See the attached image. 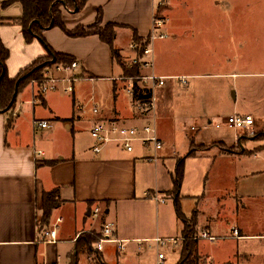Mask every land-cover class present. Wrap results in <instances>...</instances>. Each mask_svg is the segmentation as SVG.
<instances>
[{"label":"crops","instance_id":"1","mask_svg":"<svg viewBox=\"0 0 264 264\" xmlns=\"http://www.w3.org/2000/svg\"><path fill=\"white\" fill-rule=\"evenodd\" d=\"M155 1L88 0L79 12L63 8L62 18L70 30L79 25L91 26L101 9L103 25L116 23L119 26L114 47L123 58L135 53L130 48L135 35L147 38L150 34L158 7L155 8ZM215 4L218 1L215 0ZM22 14L20 2H14L0 12L3 18L0 36L10 52L6 64L11 78L48 53L39 39L27 42L22 26L11 22ZM201 15L225 21L214 23L212 28L220 38L223 29L231 30L228 20L235 14L213 11ZM190 17L185 18L184 25V41L187 44L194 43L197 36V32L188 26ZM204 26L205 22L198 24L199 28ZM251 26L249 24V28ZM181 29L176 24L170 27V38L177 44ZM121 35L126 36L128 46L121 43ZM44 36L54 51L79 61L75 74L88 79L76 81L72 94L59 90L39 98L36 87L30 82L19 90L9 111H0V264H69L76 253L78 236L93 230L101 233L106 222L116 225L115 236L124 239L126 247L122 250L117 243L106 242L103 249L98 250L95 244L98 252L93 255L95 259L108 264H141L140 255L146 242H154L156 237L184 236L187 228L176 210L178 226L175 235H134L128 231L135 221L132 214L143 215L150 201L157 204V212L159 205L169 200L176 208V198L187 218H191L194 209L197 210L196 225L190 233L205 229L215 236V240H197L196 250L200 256L213 259L211 264H264V147L252 152L224 150L225 147L243 145L237 134L231 132L235 129L226 125L230 115H252L255 126L264 125V116L253 115L250 111L239 112V89L234 90L232 109L228 115L211 112L204 104L199 106L196 99L200 94L196 88L200 87L202 77L211 74L207 70L210 61L202 58L195 60L188 49L185 62L179 68L175 67L176 70L165 73H161L163 71L158 67L154 70L157 75H185L186 83L172 79L176 82H172L168 95L158 86L155 108L142 115L137 111L139 103L133 96V88L135 84L145 89L148 86L133 80L131 86L119 87V77L124 73L122 65L116 60L111 46L99 35L72 37L60 27H53L47 29ZM201 42L203 46V39ZM227 44L229 46L225 48L221 61L211 62V66L222 70L216 75L234 79L240 73L233 67L241 63L250 68L255 63L247 56L252 43L246 38L231 36ZM241 44L245 47V54L239 52ZM235 51L237 53H233ZM179 56L178 47H171L170 63L173 66L178 65ZM156 58L154 47L155 62ZM50 68L54 70V66ZM85 91L101 103L98 115L93 111L85 112L86 101L80 98ZM195 104L196 110L193 109ZM180 108L191 111L187 114L191 131L206 130L208 133L204 138L198 134L197 139L196 136H188L190 140L183 154L175 148L169 153L151 151L140 143L132 151L115 144L106 145L99 153L93 150L94 140L90 131L99 119H115L123 124L141 126L161 119L171 121L179 115L177 111ZM10 120L12 122L8 126ZM37 120H48L51 127L37 129L34 125ZM218 123L220 126H217ZM183 125L186 126L185 123ZM159 135L164 145L160 132ZM253 143V140H248L246 147H256L252 146ZM179 159L184 160V177L179 196L171 197L168 193L175 189ZM191 162L196 164L198 171L202 168L197 181L200 191L183 189ZM55 188L59 189L61 204L43 221V193ZM154 196L164 197L165 202L157 201ZM184 202L189 203L186 210L182 206ZM96 206L100 208L97 217L92 214ZM101 206L106 209L103 211ZM58 217H62L63 221L58 226L57 241L44 243L41 231L51 226ZM233 228H237V236L233 235ZM122 229L126 233H122ZM184 242L176 246L180 247V252ZM85 252L88 251L84 249L78 254L79 262ZM152 260L156 262V255Z\"/></svg>","mask_w":264,"mask_h":264},{"label":"rangeland","instance_id":"2","mask_svg":"<svg viewBox=\"0 0 264 264\" xmlns=\"http://www.w3.org/2000/svg\"><path fill=\"white\" fill-rule=\"evenodd\" d=\"M216 1H218L217 5L215 4V0H162L160 1V6H158L159 0L155 1V8L158 6L155 14L158 17L165 19L167 28L170 30L172 24H176L180 29L182 28V31L178 36L180 38V42L178 44L176 41L173 42L171 40V32L169 37L163 39L158 38L155 43H153L157 55L156 62L153 68L141 67L142 76H147L151 74V72L154 73L155 67L161 69V71H163L161 73L170 72L174 70L175 67L179 68L181 66L180 64L185 62L184 59L189 52V49L191 57L195 58V60L198 58H202L210 61V66L207 70L210 71L211 74L202 77V79L200 80V87L197 86L198 88H196L197 93L200 94L196 99V103L199 104V106H203L204 104V107L211 112L228 115L229 111L232 109L233 101H231V99L234 100V90L236 91L238 88L240 93V98L238 100L239 112L242 113L250 111L253 113V115L264 116V0ZM213 11H231L235 14L232 19L228 20L229 22L227 21L228 23H231V30L227 28L223 29V35L220 38L218 34L213 33L212 28L214 23H224L225 21L223 19H215L213 17L205 18L203 15H201L202 13ZM188 15H191L188 26L192 28L191 30H195L197 32V36H195L194 38V43L191 42L190 44H187V42L184 41L186 37L184 28L185 18ZM201 22H205L204 28L198 27V24ZM249 24H252L251 28H249ZM101 27L104 28L105 25L101 24ZM231 36H235L241 39L244 38V40L245 38L246 40H250L252 46L247 56L249 60L251 59L255 62L250 68H248L249 66L244 67V65L241 63L240 66L233 67L234 70L240 73L234 79L227 76L223 77L221 75H216L217 71L221 72L222 70L218 68L215 69L213 66H211V62L217 63L221 61V57L224 53L225 48L229 46V44L227 43ZM201 39H203V46ZM120 40L121 43L125 46L129 45V42L126 39L125 35H121ZM174 46L178 47V49L180 50V60L178 59L179 63L177 66H173L170 63V49ZM238 49L240 50V53L245 54V47L243 44L239 45ZM233 53H237V51ZM134 55L135 53H133L131 56H125L122 58L119 54L116 60H119L120 62L122 61L126 64V66H129ZM43 73L44 72L37 74L35 78H32L29 81V83L33 80L40 81L44 77ZM173 74L175 75V73H167V75ZM167 75L160 74L159 76ZM129 77L130 76H127L125 73H122L118 81L119 87H122L123 85L131 86L132 80ZM136 81H139L140 84H144L147 86L150 85V83H145L143 79H138ZM174 81L175 80L172 79H166L165 85L160 86L162 87L161 91L164 89L165 91H167L168 95L170 86H172V82ZM157 89L158 86L154 88L156 98L158 94ZM82 96L83 97L80 98L86 101L84 103L85 112H92L95 104H97L99 109H101V103L99 101L96 102L93 98H91L92 95L89 91L83 92ZM196 107L197 106L195 104L193 109L195 108L194 110H196ZM198 109H200V107ZM137 111L142 115H147L151 112V110L147 109L142 110L140 106ZM177 112H179V115L174 119H171V121H165L161 119L157 122L156 120V127L162 134L165 141L163 148L160 151H163L165 153H169L175 148L180 154H183L187 149V142L189 143L190 140L188 136H196V134L203 138L205 137L204 135L208 136L206 130L196 133L188 128L191 125L190 121L187 119V117H189L187 116V114L191 113L189 108H180ZM152 121H155V119H152ZM152 123L156 124L155 122ZM183 123H185L186 126H181ZM178 128L179 130H177ZM231 132L237 134V138L243 141V145L232 148L225 147L224 150L226 152H252V150L257 151V149H262L264 147V125L255 126L254 124V126L249 129L232 130ZM198 135L196 136V139L199 137ZM248 140H253L254 145L252 146L256 147H246ZM199 147L202 148L201 146ZM253 148H255V150ZM150 149L151 151L155 150L153 147H150ZM192 164L193 162H191L189 165V173H187L186 175L183 189H198L200 191L201 188L197 186V181L200 177L202 168L200 167V171H198L196 164ZM168 194H171V197L176 196L174 190H172ZM188 204V202H184L182 204L184 210H186V206ZM159 206L160 207L157 212V204L155 203V201H150L148 203V208L143 215L139 213L138 216L132 214L131 217L135 218V221L133 223L134 225H132V228L128 229V231L134 235H140L142 237L175 235V233H177L178 218L176 216V208L173 204V201L169 200L165 204L161 203ZM101 209L104 211L106 207L101 206ZM122 231V233H126L124 229H122ZM204 244L209 243H202V245ZM171 249L168 247H164V250L167 252L168 256V261H166L165 264H176V262L178 261L180 247ZM156 254V243L151 241L146 242V247L142 249L140 255L141 264H155V260L153 261L152 257H155ZM212 261L214 260H204V262H206L207 264H211ZM79 264L108 263L104 262L103 260H97L91 253L85 252L83 256H81Z\"/></svg>","mask_w":264,"mask_h":264},{"label":"trees","instance_id":"3","mask_svg":"<svg viewBox=\"0 0 264 264\" xmlns=\"http://www.w3.org/2000/svg\"><path fill=\"white\" fill-rule=\"evenodd\" d=\"M88 0H4L0 2V12L14 2H20L23 6V14L18 18H13L12 23H16L22 26L23 35L27 42H31L33 39H39L45 48L47 49V55L38 57L32 64L24 68L19 72L15 78H11L8 75L6 61L9 57V49L3 43L0 36V111H9L15 104L17 94L19 90L27 85L32 78H35L37 74L45 71L54 66L55 64H69L74 58L67 54L58 53L51 48L47 43L44 32L47 29L53 27H60L66 34L72 37H83L92 34H97L102 41L109 44L112 48L114 56H119L118 50L114 47V43L117 37L116 23H107L105 27H101L103 21L102 10L99 9L97 20L91 26L79 25L76 28L70 30L66 27L62 18V9L66 8L71 11L79 12L86 5ZM3 18L0 15V23ZM134 42L139 46H145L148 43L147 38L134 36ZM55 58V62H52ZM124 73L127 76H140L141 66L136 64L133 66H126L124 62H120ZM35 68V69H34ZM34 69V70H32ZM133 96L138 103L151 102L152 90L150 88H140L138 85H134ZM12 120L8 122V126L11 125ZM53 164V162H50ZM176 180L174 193L176 197L180 194L181 182L184 177V160L179 159L176 169ZM176 210L179 218L186 225L185 237H188L181 249L179 260L176 264H207L204 262L206 258L200 256L196 250L197 240L193 239V229L196 225L197 210L194 209L190 219H188L181 210L178 199H175ZM61 204L59 189L55 188L43 193V221L50 217L53 209ZM101 233L93 230L89 232L81 233L76 239V253L72 255L69 264H79L78 254L82 250H87L92 255H97V251L94 246L99 241Z\"/></svg>","mask_w":264,"mask_h":264},{"label":"built area","instance_id":"4","mask_svg":"<svg viewBox=\"0 0 264 264\" xmlns=\"http://www.w3.org/2000/svg\"><path fill=\"white\" fill-rule=\"evenodd\" d=\"M160 1L158 6H160ZM170 35V30L167 28L164 18L158 17L156 14L153 17V23L150 34L148 35V43L145 46H139L136 42L130 44V48L135 51V55L131 59L130 65H140L141 67L153 68L155 65L154 59V44L158 38H167ZM80 63L77 60H73L69 64H55L54 70L48 68L44 74V77L40 81L33 80L31 83L36 87V96H43L48 92H55L62 90L65 93L72 94L74 92V83L78 80L88 79L86 76H77L76 70L79 68ZM132 81L143 79L145 83H150L148 88L152 90L151 102L140 103L139 106L142 110H152L155 108L156 96L154 88L157 86L165 85L166 79H178L183 83H186V76H159L155 73H151L147 76H132L129 77ZM93 113L98 115L100 109L97 104L93 108ZM35 128L45 129L51 127V122L48 120H37L34 122ZM226 125L235 130H246L254 126V118L252 115H239L233 114L227 117ZM220 126V123L217 124ZM91 136L94 140L93 150L95 153H99L108 144H115L124 148L127 151L134 150L137 143H140L144 147H153L155 151H159L163 148V141L159 135L156 124L145 123L141 126L127 125L115 120L99 119L95 121L91 128ZM152 160V158H151ZM159 202H165L164 197L154 196ZM93 216L97 217L100 214V208L94 207L92 210ZM63 221L62 217H58L56 221L48 227H45L41 231V241L44 243L56 242L58 234L59 223ZM233 235H238L237 228H233ZM117 232L116 225L113 222H106L101 231V237L96 243L98 250L103 249V245L106 242H115L119 249L124 250L126 247V241L119 239L115 236ZM195 240L208 239L215 240L208 230H201L191 236ZM188 237H156L154 242L157 247L156 262L155 264H165L167 261V252L164 247L175 248L180 242H183Z\"/></svg>","mask_w":264,"mask_h":264},{"label":"water","instance_id":"5","mask_svg":"<svg viewBox=\"0 0 264 264\" xmlns=\"http://www.w3.org/2000/svg\"><path fill=\"white\" fill-rule=\"evenodd\" d=\"M75 11H77V8L75 9ZM75 11H74V12H75ZM52 62H55V58H53Z\"/></svg>","mask_w":264,"mask_h":264}]
</instances>
